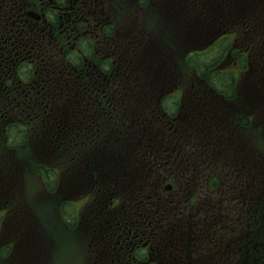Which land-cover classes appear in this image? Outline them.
Here are the masks:
<instances>
[{
  "label": "flooded vegetation",
  "instance_id": "af4514ba",
  "mask_svg": "<svg viewBox=\"0 0 264 264\" xmlns=\"http://www.w3.org/2000/svg\"><path fill=\"white\" fill-rule=\"evenodd\" d=\"M152 2L154 11L163 15L164 2ZM149 5V0H0V40L3 41L0 43V101L12 103L24 97L28 104L19 112L31 116L30 131L36 137L45 136L48 144L59 141L57 129L67 128L81 134L83 143L92 150L108 119L103 114V105L123 94L133 106L142 99L139 93L146 83L131 78L130 69L133 65L142 67L143 63L131 58V49L136 46L148 57L153 53L155 60L161 57L151 46V33L146 30L150 26L137 27L148 15ZM158 31L165 33L164 28ZM232 55L234 59L237 56ZM144 67L149 69L151 61ZM157 82L158 100L150 108L156 104L161 109L165 104L162 97L166 93V78ZM170 82L167 81V86ZM200 92L204 90L201 88ZM256 93L260 96L264 91L258 88ZM207 98L202 105L195 102L191 117L183 113L182 106L176 115L167 111L148 115L154 120L144 130L155 127L156 132H169L170 139L177 137L180 142L191 144L186 154L181 150L182 157H186L177 161L191 166L196 180L208 170L209 181L236 192L239 198L246 190H260L254 204L261 206L264 204V147L258 123L264 118L263 102L249 120L256 144L262 146L256 148L254 143L251 147L245 143L244 99L238 104L234 100V112H230L220 106L221 101L215 105ZM157 106L152 109L153 113ZM13 115L17 117L18 112L13 110ZM167 121H173L174 132L166 126ZM256 126L260 129L259 136H256ZM130 133L134 134L133 127ZM113 161L116 162V155ZM43 178L51 180L53 176ZM199 185L204 187L203 183ZM8 186L15 187L16 182L9 179L5 188ZM159 186V195L148 199L143 204L145 209L160 208L185 196L181 188L169 195L171 192L167 194L162 184ZM211 199L225 216H233L227 210L233 209L228 201L216 195ZM131 201L133 206V197ZM19 224L37 234L35 225ZM232 226L251 225L225 223L222 235L217 229V235L227 247Z\"/></svg>",
  "mask_w": 264,
  "mask_h": 264
},
{
  "label": "trees",
  "instance_id": "16d2710c",
  "mask_svg": "<svg viewBox=\"0 0 264 264\" xmlns=\"http://www.w3.org/2000/svg\"><path fill=\"white\" fill-rule=\"evenodd\" d=\"M190 1L192 3V0ZM165 3L171 7H168ZM165 3L162 8L166 9L169 18H172V25L176 29H190L197 25L198 20L207 24L224 25L228 23V14L231 17L242 15L244 21L241 26L234 25L235 21L229 22L228 37L223 39V42H220L209 56L204 55L205 58L200 56L199 60L185 59L184 66L188 67L189 74H192L195 70L202 76V81L204 80L205 84L201 81L193 82L191 80V83L187 85L189 89L187 93H185L184 87H176L171 92L166 93L164 97L169 96V98L163 99L164 106L161 109L157 106L154 114L159 115L163 111H167L169 114L176 115L180 111V106H182L183 113L191 117L195 102L198 101L202 105L207 102V97H210L209 101L215 105L221 101L220 106L227 107L230 112H234L233 101L235 100L238 104L241 99H244L247 125L245 143L247 147H251L253 145L251 137L254 129H249L251 127L249 120L254 115L252 112L260 109L262 102L264 108V94L259 96L256 93L258 88L264 91V0H198L197 5L193 3L188 6L193 11H198L196 15H193L194 19L178 9L179 7L174 5V0H165ZM228 53L231 55L235 53L237 56L234 59L232 55L233 61H231L228 59ZM161 57L165 58L163 63L159 61L162 78L164 76L170 80L175 78L176 80L189 81L190 77L187 74L180 71L177 73L174 70L171 60L166 62L167 53L161 52ZM215 60H218V62L215 63ZM130 74L131 78L134 77L132 70H130ZM200 88H203V93L198 90ZM122 101H127L125 94L122 96ZM25 102L28 101L24 97L12 103L0 101V166L9 178L20 175L21 167L24 172L26 160L33 161L35 159L31 146L36 136L28 128L31 116L25 113L22 115L19 112L28 104ZM13 110L18 112L17 117H14ZM139 115L141 116L140 113ZM126 122L120 117L118 121L114 120L113 123H110L106 132L102 134L100 142L95 145L97 146L95 149L97 154L93 152L90 159L93 162L98 161L101 158L100 154H103L105 149H107L104 151L106 156L113 159L116 155V165L110 163L111 167L116 166L115 176L111 177L109 175L104 179L102 200L105 202V210L109 211L112 244L122 247L121 252L125 261L132 263L133 260L129 250L130 243L138 241L147 242L149 245L136 247L133 255L138 258L147 257L152 245L157 250V255L164 256V260H159L158 264H255L261 257L262 264L264 261V231L257 234L252 230H246L243 239L246 241L251 240L257 234L255 239L248 241L245 246L239 241L232 240L229 241V247H227L225 241L217 235L219 232H217L216 226L209 223L211 208L214 207V204L209 202L204 203L202 206L207 220L198 221L192 229L194 235L189 238L185 237L184 240L179 239V236H173L171 233L162 231L146 233L137 226L136 223L144 220V217H142L144 216L142 215L143 201L151 194L152 188L158 183L159 175H162L167 181H171V178L174 179L173 173L170 178V172L165 170L167 168L164 164H157L158 154L170 149L171 155L182 157L181 150L186 154L192 146L187 142H180L177 137L170 139L168 132L159 133L156 131L152 132V140L146 137L141 143V137L137 135V132H134V135L131 134ZM135 123L137 126V117ZM166 126L172 127L171 132H174L173 121L171 123L167 121ZM117 134L120 135L117 136ZM121 143L123 144L120 145ZM29 151H31V156ZM247 161H249V157ZM36 162L40 174H45V177H57L59 171L53 166L56 163L55 158L45 161L36 159ZM81 163L78 162L77 165ZM100 165H104V169H106L105 163ZM179 167L180 174L183 179H186V183L183 185L181 183L176 184L178 188L183 191L191 184V189L188 191L185 201H182L189 208L195 207L197 204L200 183H203L204 187L209 185L212 188L220 187V183L208 180V173L203 174L199 180H196V177L188 178L192 168L186 162H181ZM98 170H100L99 167ZM0 173H2L1 170ZM29 173L30 169L28 168L27 174ZM132 175L135 178L140 177L143 182L148 181L141 193L136 192L133 206L132 202L129 205L130 200L127 197L121 198L110 194L121 193L120 188L116 186L117 181L114 180L129 178ZM58 181L59 179L55 178L56 186ZM56 186H51V188L55 190ZM212 195L215 194L212 193ZM222 196H225V191ZM228 202L233 207V209L229 207L227 210L236 217L235 225L245 224L243 217L248 215L247 205L242 208L244 203H240L238 200H228ZM126 204L128 205L126 206ZM86 216V219L82 222L85 227L88 223L92 224L91 216L93 215L87 213ZM194 221V217L191 216L190 222L193 223ZM77 222L78 218L75 216L70 224L75 228ZM221 224L223 223L221 222ZM186 227V223H182L181 228L187 230ZM235 229L240 228L235 227ZM219 230H221L220 235H222L224 228ZM77 232H79V229ZM82 239L87 242L84 236H82ZM239 246L243 247V255L238 249L233 250V248ZM262 248L263 250L260 252ZM106 252L105 245H88L87 247L84 246L82 250L87 261L96 256H104ZM103 258L96 257L94 259L99 261L98 264H104V262H101ZM149 264L157 263L152 260Z\"/></svg>",
  "mask_w": 264,
  "mask_h": 264
},
{
  "label": "rangeland",
  "instance_id": "374dc122",
  "mask_svg": "<svg viewBox=\"0 0 264 264\" xmlns=\"http://www.w3.org/2000/svg\"><path fill=\"white\" fill-rule=\"evenodd\" d=\"M46 152L50 153L49 151H46ZM21 186H23V188H21ZM21 186H20V189L17 191L16 197L9 195V194H6V197L12 196V199L9 200L11 202V206H10V210L7 212L5 217H2L0 219V226L3 224L4 221L5 222H8V221L20 222L21 220H20V217L18 216V214L21 211H26L27 217L30 218V216H31V209L29 207L30 197L33 198V201H36L37 203H39V206L43 207V208H45L46 204L52 203V199L47 198V194L44 193V190L39 191L38 187L36 185L28 183V182H24ZM1 191H2V189L0 188V193H1ZM65 192H67V191L65 190ZM25 193H26V197H25ZM57 200H58V203L65 202V199H63V194L61 192L59 194H57ZM42 212H50V210L48 208H46L45 211L42 210L41 213ZM37 214H38V218H39L40 212H38ZM41 217L43 218L44 221H46V222L49 221V218L46 217L45 215H42ZM40 228L43 231L46 230L42 226H40ZM53 228L54 227H52V229ZM24 231H26V230L21 229L19 231V233L24 232ZM2 233L4 235V238H7L11 234V230L8 228L5 230L0 229V237H1ZM50 234H51V231H50ZM38 240L42 241V238L39 237ZM25 242H28L30 244L33 243V241L29 239L28 235L22 238V236H20V234H18V236H16L10 242L2 243L0 245V264H6V262L13 256L14 252H16V250H18L20 247H22ZM73 247L79 253L80 245H79L78 241L74 242ZM39 250H40V248L37 249V251H39ZM29 258H30V252H28L27 256H25V257H23L22 255L21 256L14 255L12 257V264H28V262L26 260H28ZM44 259L39 264H42ZM73 259H75V258H73ZM79 260H80L79 256L76 258L75 262H73L67 256H62L60 258V260H58L57 262H59L60 264H78ZM51 264H54V260H52Z\"/></svg>",
  "mask_w": 264,
  "mask_h": 264
}]
</instances>
